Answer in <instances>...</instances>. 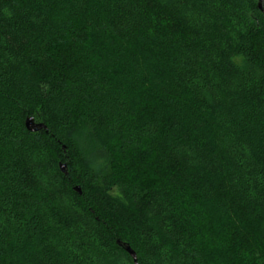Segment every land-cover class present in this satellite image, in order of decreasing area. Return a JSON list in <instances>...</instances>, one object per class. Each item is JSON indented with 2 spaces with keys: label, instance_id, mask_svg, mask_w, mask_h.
<instances>
[{
  "label": "trees",
  "instance_id": "trees-1",
  "mask_svg": "<svg viewBox=\"0 0 264 264\" xmlns=\"http://www.w3.org/2000/svg\"><path fill=\"white\" fill-rule=\"evenodd\" d=\"M257 2L0 0V264H264Z\"/></svg>",
  "mask_w": 264,
  "mask_h": 264
},
{
  "label": "rangeland",
  "instance_id": "rangeland-1",
  "mask_svg": "<svg viewBox=\"0 0 264 264\" xmlns=\"http://www.w3.org/2000/svg\"><path fill=\"white\" fill-rule=\"evenodd\" d=\"M85 163L92 167L98 176V182H102L108 176L116 173L117 165L106 150L96 146L90 139L87 131L79 127L72 134Z\"/></svg>",
  "mask_w": 264,
  "mask_h": 264
},
{
  "label": "water",
  "instance_id": "water-1",
  "mask_svg": "<svg viewBox=\"0 0 264 264\" xmlns=\"http://www.w3.org/2000/svg\"><path fill=\"white\" fill-rule=\"evenodd\" d=\"M257 7L264 14V0H258ZM25 127H26L27 130H29L31 132H36L38 130L43 129V125L34 123V120L32 118H27L25 120ZM59 167H60V170H61L62 173H66V165L65 164H60ZM75 190L79 194H81V191H80L79 187H76ZM117 244L125 252H127L130 255V257L132 258L133 262L136 264L137 263L136 253L131 249V247L128 244L122 243V242H119V241H117Z\"/></svg>",
  "mask_w": 264,
  "mask_h": 264
}]
</instances>
